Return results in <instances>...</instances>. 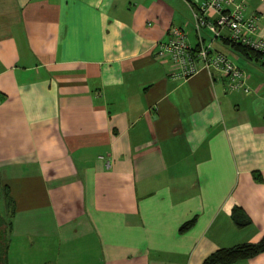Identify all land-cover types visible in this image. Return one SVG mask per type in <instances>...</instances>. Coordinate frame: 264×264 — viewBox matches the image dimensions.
<instances>
[{
  "label": "crops",
  "instance_id": "0c3cea01",
  "mask_svg": "<svg viewBox=\"0 0 264 264\" xmlns=\"http://www.w3.org/2000/svg\"><path fill=\"white\" fill-rule=\"evenodd\" d=\"M202 1L0 0L4 264H201L261 239L264 67L206 31L241 88L157 54L172 29L196 49ZM236 2L264 38V0Z\"/></svg>",
  "mask_w": 264,
  "mask_h": 264
},
{
  "label": "built area",
  "instance_id": "2783aa9c",
  "mask_svg": "<svg viewBox=\"0 0 264 264\" xmlns=\"http://www.w3.org/2000/svg\"><path fill=\"white\" fill-rule=\"evenodd\" d=\"M244 5L236 0H203L192 12V27L197 38L195 50L188 47L182 30L172 29L165 42L157 44V54L169 66V75L185 78L196 72L195 61L206 71H215L224 80L227 91L241 88L243 72L223 54L204 44L205 30L211 40L224 38L264 55V38L255 19L244 16ZM246 92V90L244 89Z\"/></svg>",
  "mask_w": 264,
  "mask_h": 264
},
{
  "label": "trees",
  "instance_id": "16d2710c",
  "mask_svg": "<svg viewBox=\"0 0 264 264\" xmlns=\"http://www.w3.org/2000/svg\"><path fill=\"white\" fill-rule=\"evenodd\" d=\"M205 30L203 31V34ZM210 41L219 40V42L227 46L231 51L243 56L246 59L258 60L260 64L264 67V55L255 52L245 46L238 43L228 41L227 39L220 38ZM202 40V38H201ZM203 41V40H202ZM231 221L237 228H244L249 225V221L236 209L231 212ZM9 223L4 222L0 218V264H4L5 253H6V228ZM264 252V234L261 239L256 243H242L228 248H220L206 258L203 259L201 264H234L238 261L247 260L253 258L254 256Z\"/></svg>",
  "mask_w": 264,
  "mask_h": 264
},
{
  "label": "rangeland",
  "instance_id": "374dc122",
  "mask_svg": "<svg viewBox=\"0 0 264 264\" xmlns=\"http://www.w3.org/2000/svg\"><path fill=\"white\" fill-rule=\"evenodd\" d=\"M0 218L6 222V209H5V202L3 198L0 196Z\"/></svg>",
  "mask_w": 264,
  "mask_h": 264
}]
</instances>
